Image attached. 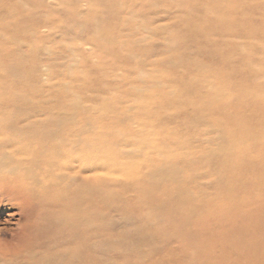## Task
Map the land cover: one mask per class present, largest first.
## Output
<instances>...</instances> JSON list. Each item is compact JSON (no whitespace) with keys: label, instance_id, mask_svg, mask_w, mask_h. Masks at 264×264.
Masks as SVG:
<instances>
[{"label":"rangeland","instance_id":"1","mask_svg":"<svg viewBox=\"0 0 264 264\" xmlns=\"http://www.w3.org/2000/svg\"><path fill=\"white\" fill-rule=\"evenodd\" d=\"M77 103L64 148L156 203L119 175L92 231L28 241L39 216L0 196V264H264V0H0V125L29 127L0 148L58 147L40 124Z\"/></svg>","mask_w":264,"mask_h":264},{"label":"bare ground","instance_id":"2","mask_svg":"<svg viewBox=\"0 0 264 264\" xmlns=\"http://www.w3.org/2000/svg\"><path fill=\"white\" fill-rule=\"evenodd\" d=\"M71 106L73 107V112L71 114L61 115V111L68 107L65 108V105H63L62 109L57 111L58 113H55L56 115L53 117L50 116V119L40 124L41 128L38 131L40 138L46 141L47 144H50L49 140H55L58 144L60 143L58 147L14 148V146H12V148H8V144H3L0 148V196L20 199L19 201H22L29 210L39 216L37 217V222H35V225L32 227V232H30L31 238L28 241L34 239L37 241V239L41 238L43 225L39 223V220H42L45 224L50 223L56 225L60 233L65 232L63 230L82 233L81 228L91 230L95 225L96 207L107 205L110 199H114L115 196L109 191V188L111 191L116 190V184L121 181L120 179L118 180L119 175H121L120 177L123 180H128V185L126 186L131 189L132 193L136 192V194H138L139 192L143 195L134 197L139 202L153 205L157 200L155 191L148 188L143 190L141 188L140 184L142 183V177L140 176H132L130 173L121 172L116 177L110 178L109 172L104 180H100L98 176L94 174L96 170H94L93 166V161L98 157L99 148H64L63 143H67V141L69 143L72 142L71 138H67L66 135L68 130H71L70 127L73 129L77 128L78 131L81 122L87 118L85 114L82 113L78 103L77 105L71 104ZM28 107L29 109H34L32 106ZM99 120L100 119L93 118V123L97 124V127H106L104 121ZM20 125V123H16L14 120H9L4 125H0V127L6 126L11 130L16 128L26 130L29 128L28 125ZM32 125H35V123ZM36 129L38 130V124ZM143 129L145 130L146 128ZM100 134L101 137L103 132ZM139 135L140 134H138V137ZM100 137L98 136L97 139L99 138L101 139L100 141H103V137ZM145 138L148 139L147 137ZM144 141L145 140H143V144ZM1 142L6 143L3 141ZM78 142L79 140L76 137V143ZM148 146L150 147V145ZM76 182H80V184L72 189V187L76 185ZM99 183L104 185H99ZM126 195V192L122 193L121 198L123 197L126 199V197H128ZM90 243L91 241L85 243V245L87 246ZM5 253L6 252L0 248V255ZM60 254L58 253V256L62 257ZM51 259L53 258L46 260L48 261ZM53 260L54 261L49 264H64V260L62 259ZM30 264L45 263H38L35 261Z\"/></svg>","mask_w":264,"mask_h":264}]
</instances>
